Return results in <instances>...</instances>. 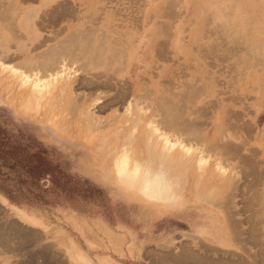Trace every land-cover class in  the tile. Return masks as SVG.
Returning a JSON list of instances; mask_svg holds the SVG:
<instances>
[{
    "label": "rangeland",
    "instance_id": "374dc122",
    "mask_svg": "<svg viewBox=\"0 0 264 264\" xmlns=\"http://www.w3.org/2000/svg\"><path fill=\"white\" fill-rule=\"evenodd\" d=\"M133 1L0 0L2 62L18 67L22 71L27 69L24 72H29L28 74L38 72L42 74L43 69L41 71L37 68L46 70V66L54 58H57L54 66L60 65L58 58L61 55L56 51L57 48L62 49V46H66V43L72 42L68 45L72 46V50L70 49L72 52L75 50L73 54L83 52L82 55L74 54L76 59L74 57L66 59L70 62L67 65L71 67L69 72L71 71L76 80L71 82V88L66 95L52 99L55 108L60 112H55L54 116L48 119L43 112L45 100L41 103L42 109L39 112L33 110L29 116L14 111L9 102L17 96L18 79L11 76L8 69L2 71L0 68V172L4 173L0 176V182L8 189L11 201L9 202L17 207L28 206L60 216L61 213L74 214L92 234L106 235L115 252L114 264H173V257L170 256H173L174 249L176 254L179 252V247H174L179 245L180 239H190L193 245L196 244L195 240L199 239L191 230L197 217H203L208 212L217 213L222 222L220 227L223 229L222 224L226 227L228 238L235 240L236 244L228 250L215 249L211 244L207 245V261L204 259L202 264H221L220 262L230 264L233 261L236 264H264V67L260 69L261 60L264 58V0H165L164 7V0H137L134 3ZM61 3L67 6L64 4L66 7L64 5L62 7ZM58 9L64 11L61 13ZM53 18L55 19L52 20ZM162 28L164 30H161ZM130 35H134L131 38V45L139 43L134 55L137 69L126 73L124 67L128 65L127 43ZM73 38L74 40H71ZM152 39H155V44L159 43L157 48V45L153 47ZM163 39L165 40L160 41ZM235 43L239 45L236 46ZM92 45L93 47L96 45L95 48ZM162 45L164 47L161 51ZM79 47L82 48L79 50ZM116 48H119L117 52ZM158 48L159 53L161 51L164 54L160 55L157 50L153 52ZM97 50L101 54H98ZM86 56L92 60L86 59L88 58ZM117 56L119 58L115 59L116 62H112ZM25 57L30 58L33 65L25 64ZM100 57L109 61L105 62ZM120 57L122 60L125 58L124 67ZM41 58L51 61L45 66L43 60L44 63L35 66L41 62ZM35 59H38L37 64ZM71 59L73 60L70 61ZM85 60L86 63L83 62ZM118 60H121L122 64L117 63ZM54 61L52 63H55ZM115 66L120 69L113 73L111 69H115ZM76 70L81 79L78 75L75 77ZM86 77H89L90 82L87 80L89 83L85 81ZM77 78L81 82L77 81ZM105 79L110 81L103 84ZM83 80L87 82L86 85ZM116 80H119V85L125 81L128 83L125 82L127 85L119 87ZM94 81L99 82L100 86ZM132 82L136 83L137 90L129 92L128 87ZM122 87L126 91L121 89ZM119 89L124 91L120 95L127 92L128 96L126 93L125 96L122 95L123 99L118 97ZM247 92L251 93L247 95ZM98 98L101 100L99 103ZM127 100L132 102L133 109V102L136 104L140 102L135 104V107L138 106L135 108L138 113L141 109L139 115L132 108L131 112L135 114L133 116L128 114ZM152 115H156V119ZM150 117H153L151 119L157 122L155 123L158 127L162 125V131L166 130L164 132L170 134L172 139L181 138L183 144L180 142L181 139H178L181 146L187 148L186 145L188 147L190 145L195 158L202 153L204 158L201 155L199 157L203 160V166L198 168L194 160H187L188 155L185 153L184 155L183 150L181 155L183 147L180 148L179 145L176 153L181 157L178 158L180 160L175 164H168L169 168L165 167L167 171L164 173L165 161L159 158L157 161V157L149 156L150 150L145 149V143H141L143 140L141 136L145 133L144 123L148 122ZM137 118L143 120H139L137 130H134L132 120L136 121ZM53 119L58 125L57 131L48 125V121L51 122ZM165 121L169 124L171 122L172 126H168V122ZM183 129L188 130V133ZM111 132L117 133L119 146L124 143L132 150L129 151L131 154L136 138L140 140V162L144 167L148 165L151 170H155L154 168L158 169L156 167L158 163L163 162L159 163L160 173L157 169L151 173L158 181L162 178L160 181L162 184L173 187L170 189L172 199L177 201L182 199L186 209L180 207L173 215L150 211L148 209L150 202L137 191L125 189L117 178L111 177L107 183H101L83 169L79 157L85 155L86 147L82 142L85 139L93 140L91 144L96 147L99 144L96 140ZM60 134L64 137L59 136ZM81 135L84 138L81 139ZM77 136L80 138L76 139ZM217 142L221 145L218 146ZM207 148L211 149V152ZM10 150L11 152H8ZM145 151L150 158L147 159ZM207 158L209 161H206ZM146 161L147 163L150 161V164L145 165ZM217 163L220 165L217 166ZM161 172L163 177L160 175ZM118 188H124L127 193H122L117 190ZM227 209L231 211L230 213L227 211L229 214L226 212ZM6 217L7 213L0 215V239L10 237L17 250L26 251L32 258L43 257L42 262L28 264H62L59 260L61 251L50 245L35 246V235L27 234L23 237L17 223L15 229L14 226H10L9 229ZM251 228L254 229L250 230L252 233L248 231ZM235 230L239 232H233ZM241 231L240 236L238 233ZM250 233L255 235L256 239L252 240ZM98 240L100 245L104 246L103 240L101 238ZM126 242L128 245L133 243L127 254L124 250ZM218 242L225 244L226 239L224 242ZM193 249L198 250L199 246H194Z\"/></svg>",
    "mask_w": 264,
    "mask_h": 264
},
{
    "label": "bare ground",
    "instance_id": "6f19581e",
    "mask_svg": "<svg viewBox=\"0 0 264 264\" xmlns=\"http://www.w3.org/2000/svg\"><path fill=\"white\" fill-rule=\"evenodd\" d=\"M131 1V0H130ZM133 1V0H132ZM137 1V0H136ZM136 1H133V3L134 2H136ZM26 2V1H25ZM66 2V1H65ZM170 2V1H169ZM169 2L167 3V4H169ZM57 3V2H56ZM9 4V3H8ZM65 4V3H64ZM64 4H62L61 3V5L60 6H62V5H64ZM136 4V3H135ZM6 5V4H5ZM66 5V4H65ZM64 5V6H65ZM71 5V4H70ZM162 5V4H161ZM164 5H165V0H164V3H163V7H164ZM170 5V4H169ZM169 5H168V7H169ZM54 6V5H53ZM56 6V5H55ZM64 6H62V7H64ZM67 6V5H66ZM65 6V7H66ZM123 7V6H122ZM166 7V6H165ZM199 7V6H198ZM13 8V7H12ZM125 8V7H124ZM170 8H171V5H170ZM17 9V8H16ZM60 9H61V7H60ZM74 9V8H73ZM158 9H160V8H158ZM168 9V8H167ZM57 10V9H56ZM59 10V9H58ZM161 10V9H160ZM166 10V9H165ZM51 11V10H50ZM59 11H61V10H59ZM62 11H64L63 9H62ZM62 11H61V13H62ZM67 11V10H66ZM74 11V10H73ZM134 11V10H133ZM168 12H169V10H167ZM170 11H171V9H170ZM223 11V10H222ZM18 12V11H17ZM54 12H57V11H54ZM129 12V11H128ZM163 12V11H162ZM214 12V11H213ZM224 12V11H223ZM50 13V12H49ZM64 13V12H63ZM171 13H172V11H171ZM43 14V13H42ZM48 14V13H47ZM46 14V15H47ZM55 14V13H54ZM68 14V13H67ZM70 14H71V11H70ZM89 14V13H88ZM117 14V13H116ZM169 14H170V12H169ZM224 14V13H223ZM51 15V14H50ZM59 15V14H58ZM60 15H62V14H60ZM73 15V14H72ZM92 15V14H91ZM216 15V14H215ZM1 16V15H0ZM42 18H43V16L42 15H40ZM54 16V15H53ZM163 16V15H162ZM165 16H167V15H165ZM60 17H62V16H60ZM73 17V16H72ZM168 17V16H167ZM208 16H206V18H207ZM56 18V17H55ZM55 18H53L52 20H54ZM135 18V17H134ZM48 19V18H47ZM59 19V18H58ZM66 19V18H65ZM138 19V18H137ZM169 19H170V17H169ZM49 20V19H48ZM204 20V19H203ZM4 21V20H3ZM6 21V20H5ZM59 21H60V19H59ZM133 21V20H132ZM7 22V21H6ZM56 22V21H55ZM191 22V21H190ZM171 23V22H170ZM220 23V22H219ZM205 24V23H204ZM38 25V24H37ZM46 25V24H45ZM55 25V24H54ZM92 26V25H91ZM165 26V25H164ZM167 26V25H166ZM169 26V25H168ZM10 28V27H9ZM165 28V27H164ZM167 29H168V27H166ZM84 29V28H83ZM85 30H86V27H85ZM161 30H164L163 28L161 29ZM166 30V29H165ZM168 30H170V29H168ZM205 30V29H204ZM264 30V29H263ZM78 31V30H77ZM104 31V30H103ZM211 31V30H210ZM214 31V30H213ZM72 32V31H71ZM80 32V31H79ZM81 32H83L82 30H81ZM91 32H93V31H91ZM114 32V31H113ZM163 32V31H162ZM167 32V31H166ZM166 32H164V33H166ZM170 32V31H169ZM74 33V32H73ZM89 33V32H88ZM100 33H102V31L100 32ZM164 33H162V34H164ZM212 33V32H211ZM233 33V32H232ZM69 34H71V33H69ZM77 34V33H76ZM76 34H74V35H76ZM86 34H87V32H86ZM103 34V33H102ZM160 34V33H159ZM222 34V33H221ZM72 35V34H71ZM105 34H103V36H104ZM161 35V34H160ZM159 35V36H160ZM167 36L169 35V34H166ZM225 35V34H224ZM240 35V34H239ZM83 36V35H82ZM90 36V35H89ZM119 35H117V37H118ZM134 35H130L129 36V38H128V43H127V55H128V65L126 66V68L124 67V65H125V63H124V60H125V58H123L124 60H122V56L120 57L121 58V60L123 61V64H122V62H120L121 60H118L117 61V63H120V64H122V67H124V70H125V72L126 73H130L132 70H136L137 69V64L135 63V58H134V55H135V53H136V50L139 48V43L138 44H136V45H131V38L133 37ZM178 36H181V35H177V37ZM209 36V35H208ZM218 36V35H217ZM228 36V35H227ZM233 36V35H232ZM231 36V37H232ZM236 36V35H235ZM234 36V37H235ZM44 37V36H43ZM72 37V36H71ZM80 37V36H79ZM87 37H88V35H87ZM48 38V37H47ZM67 38V37H66ZM75 38V37H74ZM74 38L73 39H71V40H74ZM103 38V37H102ZM104 38H105V36H104ZM113 38V37H112ZM115 38V37H114ZM159 38H161V37H159ZM169 38V37H168ZM225 38V37H224ZM259 38V37H258ZM45 39H46V37H45ZM68 39V38H67ZM81 39V38H80ZM83 39H85V38H83ZM97 39H98V41H99V38L97 37ZM106 40H107V38H105ZM227 39V38H226ZM225 39V40H226ZM229 39V38H228ZM255 39V38H254ZM261 39V38H260ZM44 40V39H43ZM77 40H78V35H77ZM88 40V39H87ZM106 40H104V39H102V41H106ZM155 39H152V41H154ZM165 39H163V40H160V41H164ZM232 40V39H231ZM248 40V39H247ZM263 40V39H262ZM261 40V41H262ZM66 41V40H65ZM81 41V40H80ZM79 41V42H80ZM83 41V40H82ZM81 41V42H82ZM85 41V40H84ZM89 41V40H88ZM93 41V40H92ZM94 41H96V39L94 40ZM111 41H112V39H111ZM118 41V40H117ZM159 41V42H160ZM248 41H250V40H248ZM41 43H42V41H40ZM44 42V41H43ZM67 42V41H66ZM70 42V41H69ZM74 42V41H73ZM91 42V41H90ZM99 42H101V41H99ZM158 42V41H157ZM226 42V41H225ZM237 42H238V40H237ZM88 43V42H87ZM166 43V42H165ZM164 43V44H165ZM241 43V42H240ZM261 43V42H260ZM57 44H58V42H57ZM68 44H70V43H68ZM67 43H66V46H62L63 44H60L62 47V49H58L57 48V53L58 54H60L61 56L59 57V55L57 54V56L59 57L58 58V60H59V66L58 65H56V66H58V67H56V66H54L55 64H56V62H57V58H54L55 59V61H54V59L51 61V60H48V61H46V60H44V58H43V60L45 61V63H44V61L42 60V58H41V62H39L38 63V59H35V60H37V62H36V64L38 63V65H35V66H40L39 64H41V63H44V65L46 66L48 63H49V61H51V63L50 64H48L47 66H46V70H45V68H37V69H41V71H42V69H43V72H42V74H39V72L38 73H32V74H28V73H26V72H24V71H26V70H24V71H22V70H20L18 67H15V66H13V65H7L6 63H4V62H2L1 61V59H0V68H1V70L3 71L4 69H8L9 71V73L11 74V76H13L14 78H17L18 79V85H19V90L17 91V96H15V98H13V100L12 101H10L9 103H10V105L12 106V108L14 109V111L15 112H17V113H22V114H24V115H30L31 113H33V110H37L38 112L42 109V107H41V103L45 100L46 101V103H45V105H44V108H43V112H44V114H45V118L46 119H48V118H52V117H50V116H54V114H55V112H60V111H58L56 108H55V106H54V104H53V101H52V99H55V97H62V96H64V95H66V93L68 92V90H70V88H71V86H70V84H71V82H73L74 80H76V78H74V76L72 75V73H71V71L69 72V68L71 69V67H68L67 65H68V63H70V62H68L66 59L68 58V59H70V57H74V56H76V55H82L83 54V52L82 51H80V54H76V52L74 53V54H76V55H74L73 54V52L75 51V50H73V52L71 51L72 50V46L70 47V45L72 44V42H71V44L70 45H68ZM77 44V43H76ZM83 44V43H82ZM81 44V45H82ZM86 44V43H85ZM85 44H84V46L83 47H85ZM96 44V43H95ZM98 44V43H97ZM157 44H159V43H157ZM157 44H155V41L153 42V47L155 48V46L157 45ZM161 44H162V42H161ZM161 44H160V46H161ZM225 44V43H224ZM227 44V43H226ZM264 44V43H263ZM37 45V44H36ZM74 45H75V42H74ZM91 45V44H90ZM89 45V46H90ZM233 45V44H232ZM235 45H236V43H235ZM239 44L237 43V45L236 46H238ZM50 46V45H49ZM57 46V45H56ZM56 46H54L55 48V50H56ZM67 46H69V47H67ZM76 46V45H75ZM80 46V45H79ZM87 46V45H86ZM96 46V45H95ZM95 46L93 47V45H92V47L93 48H95ZM159 46V47H160ZM242 46V45H241ZM254 46H256V45H254ZM42 47V46H41ZM60 47V46H59ZM98 47H104V46H98ZM98 47H96V48H98ZM113 47H114V45H113ZM158 47V45L156 46V48ZM163 45H162V47L160 48L161 49V51L163 50ZM49 48V47H48ZM47 48V49H48ZM50 48H53V47H50ZM74 48V47H73ZM82 47H79V50L81 49ZM91 48V47H90ZM110 48V47H109ZM112 48V47H111ZM225 48H228V47H226L225 46ZM224 48V49H225ZM232 48V47H231ZM252 48H253V46H252ZM71 49V50H70ZM89 49V48H88ZM100 49V48H99ZM98 49V50H99ZM117 49V48H116ZM159 48L158 49H155L153 52H155L156 50L158 51V50H160ZM240 49V48H239ZM54 50V51H55ZM83 50V49H82ZM90 50V49H89ZM97 50V51H98ZM105 50V49H104ZM112 50V49H111ZM115 50V49H114ZM119 50V48L115 51V52H117ZM83 51H85V48H84V50ZM87 51V50H86ZM93 51H96V50H93ZM103 51V50H102ZM160 51V53H162V54H164V52H161ZM237 51H238V49H237ZM246 51V50H245ZM41 52V51H40ZM51 52H52V49H51ZM55 52V53H56ZM79 52V51H78ZM77 52V53H78ZM81 52H82V54H81ZM113 52V51H112ZM114 52V53H115ZM202 52V51H201ZM230 52H231V49H230ZM241 52V51H240ZM89 53V52H88ZM95 53V52H94ZM100 52L98 51V54H99ZM120 53H122V52H120ZM120 53H119V56H120ZM158 53H159V51H158ZM159 53V54H160ZM227 53H228V51H227ZM226 52H225V54H227ZM47 54V53H46ZM85 54V53H84ZM91 54H93V53H91ZM95 54H97V52L95 53ZM95 54H94V56H95ZM101 54V53H100ZM102 54H104V53H102ZM116 54V53H115ZM155 54V53H154ZM221 54V53H220ZM224 54V53H223ZM224 54V55H225ZM234 54V53H233ZM245 54H246V52H245ZM33 55H35V54H33ZM105 55V54H104ZM110 55H112L111 53H110ZM117 55V54H116ZM116 55H114V56H116ZM158 55V54H157ZM161 55V54H160ZM159 55V56H160ZM210 55H211V53H210ZM228 55H230V54H228ZM237 55V54H236ZM262 55H263V53H262ZM50 56V55H49ZM53 56H54V53H53ZM68 56V57H67ZM89 56V55H88ZM88 56H86V57H88ZM93 56V55H92ZM101 56V55H100ZM107 56V55H106ZM113 56V55H112ZM150 56V55H149ZM159 56H157V57H159ZM219 56V55H218ZM38 57V56H37ZM42 57V56H41ZM46 57V56H45ZM85 57V58H86ZM97 57V56H96ZM228 57H230V56H228ZM235 57V56H234ZM250 57H251V55H250ZM13 58V57H12ZM61 58V59H60ZM75 58V57H74ZM80 59L81 57H77V59ZM84 58V59H85ZM93 58H95V57H93ZM98 58V57H97ZM102 58H104V57H102ZM107 58V57H106ZM109 58H111V56L109 57ZM108 58V59H109ZM119 57L117 56V58H115L114 57V59H113V61L110 59V61H112V62H116V60L115 59H118ZM163 58H164V56H163ZM166 58V57H165ZM226 58H227V55H226V57L224 56V59H225V61H226ZM49 59H51V57L49 58ZM76 59V58H75ZM83 59V60H84ZM86 59H89L90 60V58L88 57V58H86ZM100 59H101V57H100ZM220 59H221V57H220ZM73 59H71L70 61H72ZM82 60V59H81ZM92 60V59H91ZM90 60V61H91ZM101 60H103V61H105L104 59H101ZM100 60V61H101ZM163 60V59H162ZM238 60V59H237ZM40 61V60H39ZM55 62V63H52V62ZM79 61V60H78ZM89 61V62H90ZM107 61H109V60H107ZM107 61H105V62H107ZM132 61V62H131ZM221 61V60H220ZM24 62H25V64H28V65H31V63H32V61H31V59L30 58H28V57H25V60H24ZM48 62V63H47ZM82 62V61H81ZM83 62H85L86 63V60L85 61H83ZM104 62V63H105ZM131 62V63H130ZM222 62H223V60H222ZM73 63V62H72ZM71 63V64H72ZM84 63V64H85ZM109 63V62H108ZM107 63V64H108ZM227 64H228V61L226 62ZM225 63V64H226ZM230 63V62H229ZM261 63H262V66H260V69L261 68H263L264 67V58L261 60ZM6 64V65H5ZM74 64V63H73ZM82 64V63H81ZM88 64V63H87ZM101 64H103L102 62H101ZM111 64V63H110ZM18 65V64H17ZM27 65V66H28ZM32 65H33V63H32ZM50 65V66H49ZM79 65V64H78ZM86 65V64H85ZM98 65V64H97ZM105 65V64H104ZM117 66H119V64H116ZM45 66H43V67H45ZM49 66V68H47ZM87 66V65H86ZM117 66H115V69H111V70H113V73H114V71H117L118 69H120L121 68V70H123L122 69V67L121 66H119L120 68H118ZM256 66V65H255ZM41 67H42V65H41ZM77 67V66H76ZM80 67V66H79ZM83 67V66H82ZM96 67V66H95ZM95 67H93V68H95ZM231 67V66H230ZM229 67V68H230ZM33 68H36V67H33ZM55 68H58V69H55ZM68 68V69H67ZM110 68L111 67H109V70H110ZM227 68V67H226ZM25 69V68H24ZM78 69V68H77ZM80 69V68H79ZM88 69V68H87ZM155 69V68H154ZM221 69V68H220ZM231 69V68H230ZM35 70V69H34ZM56 70V71H55ZM73 70V69H72ZM86 70V69H85ZM120 70V71H121ZM123 70V71H124ZM232 70V69H231ZM29 71V70H28ZM87 71V70H86ZM232 71H234V70H232ZM74 72V71H73ZM89 72V71H88ZM96 72H99V71H96ZM108 72V71H107ZM112 72V71H111ZM89 73H91V72H89ZM115 73H117V72H115ZM153 73V72H152ZM38 74V75H37ZM75 77L79 74L78 73V71L76 70L75 71ZM92 74H95V73H92ZM99 74V73H98ZM109 74H111L112 75V73H109ZM100 75V74H99ZM103 75V74H102ZM101 75V76H102ZM110 75V76H111ZM114 75V74H113ZM112 75V76H113ZM101 76H99V77H101ZM110 76H107L108 78H113V77H110ZM264 76V75H263ZM97 78H99L98 76H96ZM78 78H79V75H78ZM78 78H77V81H79V82H81V80H78ZM82 78V77H81ZM81 78H79V79H81ZM85 78V77H84ZM87 78V77H86ZM89 79V77L87 78V79H85V81H87ZM103 79V78H102ZM107 79V78H106ZM105 79V82L103 83V84H107L106 82L107 81H110V80H106ZM114 79V78H113ZM116 79V78H115ZM92 80V79H91ZM97 80V79H96ZM84 81V80H83ZM82 81V84L85 82H83ZM100 81V80H99ZM117 81V80H116ZM119 81V80H118ZM116 82L117 84H118V86L120 87V85H119V82ZM169 81V80H168ZM219 81V80H218ZM75 82V81H74ZM88 82V81H87ZM87 82H85V85H86V83ZM89 82H90V79H89ZM88 82V83H89ZM92 82V81H91ZM97 81H94V83L97 85H99L100 86V84H99V82L98 83H96ZM102 82V81H101ZM100 82V83H101ZM126 83H128L127 81H125ZM125 82H122V83H124L125 84ZM167 82V81H166ZM112 83V82H111ZM81 84V85H82ZM113 84V83H112ZM117 84H116V86H117ZM124 84H122L123 86H124ZM168 84V83H167ZM188 84V83H187ZM89 85H91V83L89 84ZM88 84H87V86H89ZM93 85V84H92ZM115 85V84H114ZM121 85V86H122ZM125 85H127V84H125ZM135 85H136V83H134V82H132L131 84H130V86L128 87V90H129V92H132V91H136L137 89H135ZM77 86V85H76ZM83 86V85H82ZM106 86V85H105ZM105 86H103V87H105ZM107 86H109V84L107 85ZM90 87H92V86H90ZM97 87V86H96ZM112 87H113V85H112ZM93 88H94V86H93ZM109 88V87H108ZM126 88V87H125ZM121 89H124L123 87L121 88ZM125 90V89H124ZM127 90V91H128ZM143 90V89H142ZM190 90H191V88H190ZM126 91V90H125ZM122 92H124V91H120V89H119V94L117 95L118 97H122V95L123 96H125V94L127 93V92H125V93H123L122 95H120V93H122ZM144 92H145V90H144ZM143 92V93H144ZM199 92V91H198ZM90 93V92H89ZM76 94V93H75ZM116 94V93H115ZM82 95V94H81ZM120 95V96H119ZM116 96V95H115ZM127 96H128V93H127ZM126 96V97H127ZM182 96V95H181ZM88 97V96H87ZM129 97H130V95H129ZM185 97V96H184ZM105 98V97H104ZM103 98V99H104ZM137 97L135 96V98L134 99H136ZM138 98H139V94H138ZM182 98V97H181ZM118 99V98H117ZM122 99H123V97H122ZM121 99V100H122ZM126 99H128V98H126ZM132 99V98H131ZM150 99V98H149ZM235 99V98H234ZM76 100V99H75ZM118 100H120V99H118ZM117 100V101H118ZM145 100V99H144ZM148 100V99H147ZM72 101V100H71ZM101 100L98 98V101H97V103H99ZM107 101V100H106ZM150 101V100H149ZM96 102V101H95ZM114 102H115V100H114ZM127 102H128V104H126V106H127V108H126V110H127V112H128V114H130V116H133L135 113H132L131 111H132V102L129 100H127ZM135 102H137L136 100H135ZM142 102V101H141ZM147 102V101H146ZM166 102V101H165ZM167 102H168V100H167ZM94 103V102H93ZM104 103V102H103ZM117 103V102H116ZM138 103H140V102H137V104ZM156 103V102H155ZM212 103V102H211ZM102 104V103H101ZM135 104L136 103H134L133 102V106H134V109L133 110H136L135 108H137L138 106H136L135 107ZM136 104V105H137ZM148 104V103H147ZM160 104V103H159ZM163 104V103H162ZM166 104H168V103H166ZM155 105V104H154ZM174 105V104H173ZM98 106V105H97ZM141 106H142V104H141ZM144 106V105H143ZM146 106V105H145ZM148 106V105H147ZM160 106V105H159ZM159 106H157V107H159ZM99 107V106H98ZM101 107V106H100ZM104 107V106H103ZM167 107V106H166ZM171 107H173V106H171ZM132 108V109H131ZM175 108V107H174ZM203 108V107H202ZM201 108V109H202ZM159 109V108H158ZM168 109V108H167ZM167 109H165V110H167ZM173 109V108H172ZM98 110V109H97ZM125 110V109H124ZM145 110V109H144ZM145 111H147V110H145ZM123 112V111H122ZM131 112V113H130ZM136 112V114L139 112L138 110H136L135 111ZM165 112V111H164ZM178 112V111H177ZM205 112V111H204ZM230 112V111H229ZM140 113H141V109H140ZM140 113H138V115L140 114ZM160 113V112H159ZM176 113V112H175ZM236 113V112H235ZM163 114V113H162ZM172 114V113H171ZM201 114H202V112H201ZM204 114V113H203ZM61 115V114H60ZM142 116H143V114H141ZM211 115V114H210ZM232 115V114H231ZM90 116V115H89ZM120 116V115H119ZM153 117H154V119H156L155 118V116L156 115H152ZM162 116V115H161ZM168 116V115H167ZM175 116V115H174ZM182 116V115H181ZM201 116V115H200ZM153 117H150L149 118V121L147 122H145L144 123V131H145V133L141 136L142 137V139L143 140H141V143H145L144 145H145V149L147 148V150H150V151H148L149 152V156H153V157H157V161L159 160V159H162V161L164 160L165 161V163H164V167H163V165H162V167H163V169L165 168V167H167V168H169V166H167L168 164H175L176 162H177V160H178V158H181V157H178V155H177V153H176V148H177V146H179L180 145V148L181 147H183V146H181V141H182V139L180 140L179 139V137H178V139L180 140V142L181 143H179V140L177 141L175 138H173L174 139V141H172L173 139L170 137V134L168 135L166 132H164V131H166V130H164V129H168L169 130V128L168 127H166V128H164L163 130L164 131H162V125L161 126H159L158 127V125H156V121H152V119L151 118H153ZM158 117V116H157ZM164 117V116H163ZM166 117V116H165ZM176 117V116H175ZM91 118V117H90ZM139 118V117H138ZM137 118V120L135 121V120H132V121H134L133 122V124H134V126L132 127L134 130H137L136 129V127H137V125H138V123H140V121L141 120H143V118H141V119H138ZM167 118V117H166ZM165 118V119H166ZM93 120H94V117L92 118ZM130 119V118H129ZM128 119V120H129ZM151 119V120H150ZM161 119V118H160ZM171 119V118H170ZM170 119H167V120H170ZM174 119V118H173ZM176 119V118H175ZM226 119V118H225ZM140 120V121H139ZM158 121V120H157ZM160 121V120H159ZM164 121V120H163ZM162 121V122H163ZM171 121V120H170ZM172 121H174V120H172ZM186 121V120H185ZM205 121V120H204ZM156 122V123H155ZM162 122H160V123H162ZM165 122H168V121H165ZM178 122V121H177ZM181 122V121H180ZM155 123V124H154ZM174 123V122H173ZM191 123V122H190ZM198 123V122H197ZM227 123V122H226ZM225 123V124H226ZM99 124V123H98ZM168 124H169V122H168ZM170 124H171V122H170ZM168 125V126H172V125ZM185 124H186V122H185ZM189 124V123H188ZM200 124V123H199ZM204 124V123H203ZM48 125H49V127L50 128H52V130H55V131H57V129H58V125H57V123H55L54 122V119H53V121H51V122H49L48 121ZM91 125V124H90ZM94 125V124H93ZM182 125V124H181ZM227 125V124H226ZM243 125H245V123L243 124ZM175 126V125H174ZM184 126V125H183ZM186 126H188V125H186ZM240 126V125H239ZM244 127V126H243ZM89 128H90V126H89ZM171 128V127H170ZM177 128V127H176ZM172 129V128H171ZM170 129V130H171ZM174 129V128H173ZM172 129V130H173ZM187 129V128H186ZM186 129L184 130V131H186ZM242 129V128H241ZM133 130V131H134ZM177 130H179V129H177ZM196 130V129H195ZM200 130V129H199ZM182 131V130H181ZM189 131H191V130H189ZM193 131V130H192ZM143 132V131H142ZM176 132V131H175ZM187 133H188V130L186 131ZM185 132V133H186ZM201 132V131H200ZM112 133V134H111ZM111 133H106V134H104V136L103 137H101V139H99V140H96V141H99V144H97L96 145V147H93V145L91 144V142H93V140L92 141H88L87 139H83L84 140V142H82L84 145H85V147H86V151H84V153H85V155L84 156H82V157H79V160H80V163H81V165L83 166V169H85L86 171H87V173L92 177V178H94L96 181H100L101 183H107L108 181H110L111 180V177H114V178H117V180L119 181V182H121V184H122V186H124V187H126L125 189H128V190H130V191H137L142 197H144L145 199H147L150 203H148V209L150 210V211H156V212H166L167 211V213L168 212H170V213H172V214H174V213H176L177 211H178V208L177 209H174V207H169L168 206V202L170 201V198H169V191H170V189L171 188H173V187H171V185L169 186V185H164V183L162 184V182H160L161 181V176H159V175H157V176H159L158 178H161L160 179V181H158L157 179H155L154 177H153V175H152V173L157 169V168H154L155 170H153V172H152V170L149 168V167H147V166H145L144 167V164H142L141 162H140V157H141V151H140V140L139 139H137L136 138V141H135V144L133 145V152H132V154L130 153L132 150H130L128 147H126L125 145H124V143H122V145L121 146H119V142H118V139H117V137H118V135H117V133H114V132H111ZM171 133V132H170ZM172 133H173V131H172ZM181 133V132H180ZM190 133V132H189ZM193 133V132H192ZM182 134V133H181ZM196 134H198L197 132H196ZM195 134V135H196ZM248 134V133H247ZM184 135V134H183ZM189 135V134H188ZM200 135V134H199ZM226 135V134H225ZM59 136H62V137H64L62 134H60ZM175 136H176V134H175ZM175 136H173V137H175ZM178 136H180V135H178ZM190 136H192L191 135V133H190ZM78 138H76V139H79L80 137L79 136H77ZM128 137V136H127ZM183 137V136H182ZM189 137V136H188ZM200 137V136H199ZM82 138H84L83 137V135H81V139ZM124 138V137H123ZM201 138V137H200ZM194 139V138H193ZM176 140V141H175ZM192 140V139H191ZM195 140V139H194ZM215 140V139H214ZM198 141V140H197ZM201 141V140H200ZM216 141V140H215ZM218 141V140H217ZM226 141H227V139H226ZM243 141V140H242ZM186 142V141H185ZM192 142V141H191ZM199 142V141H198ZM197 142H195V144H196ZM218 143V142H217ZM226 143V142H225ZM229 143H230V141H229ZM77 144H79V143H77ZM101 144V145H100ZM183 144V143H182ZM185 144V143H184ZM201 144V143H200ZM223 144V143H222ZM227 144V143H226ZM225 144V145H226ZM129 145V144H128ZM127 145V146H128ZM194 145V144H193ZM212 145H214V144H212ZM216 145V144H215ZM221 145V143H218V146H220ZM237 145V144H236ZM217 146V145H216ZM217 146V147H218ZM230 146V145H229ZM186 147L187 148H185V147H183V148H181V155H183L184 153L186 154V155H188V158H187V160H189V161H191V160H195L196 158H195V156L192 154V151L191 150H193V149H191V146L189 145V147L186 145ZM206 147H208V146H206ZM213 146H211V148H212ZM215 147V146H214ZM226 147V146H225ZM232 147V146H231ZM179 148V147H178ZM179 148V149H180ZM194 149H195V146L193 147ZM201 148V147H200ZM237 148H238V146H237ZM241 148V147H240ZM191 149V150H190ZM196 149H197V147H196ZM207 149H209V148H207ZM206 149V150H207ZM213 149V148H212ZM228 149H229V147H228ZM184 152H183V151ZM211 149H209V151H210ZM223 150V149H222ZM239 150V149H238ZM130 151V152H129ZM178 152V151H177ZM182 152H183V154H182ZM206 152V151H205ZM211 152V151H210ZM240 152V151H239ZM147 152L145 151V154H146ZM199 153H200V151H199ZM213 153V152H212ZM222 153V152H221ZM184 154V155H185ZM209 154V153H208ZM232 154V153H231ZM148 154H146V156H147ZM201 156H203L202 155V153L200 154ZM200 155H198L197 156V159H196V161H195V163L198 165V168H200V167H202L203 165H202V163H203V160H202V158L201 157H199ZM212 155V154H211ZM149 156H147V159H148V157ZM208 156V155H207ZM241 156V155H240ZM245 156V155H244ZM246 157V156H245ZM244 157V158H245ZM150 158V157H149ZM152 158V157H151ZM159 158V159H158ZM184 158V157H183ZM203 158H204V156H203ZM215 158V157H214ZM248 158H246V160H247ZM155 160V159H154ZM180 160V159H179ZM178 160V161H179ZM208 160V158L206 159V161ZM242 160H244L243 158H242ZM148 161V160H147ZM147 161L145 162V165H146V163H147ZM152 162H153V158H152V160H151ZM209 161V160H208ZM220 161V160H219ZM219 161H217V162H219ZM222 162H223V160H221ZM144 162V161H143ZM150 162V161H149ZM148 162V163H149ZM147 163V164H148ZM160 163V162H159ZM158 163V166H156V167H158V173H160L159 171H161L159 168V165L160 164H162V163H160L159 164ZM220 163V162H219ZM219 163H217V166H218V164ZM150 164V163H149ZM221 164V163H220ZM219 164V165H220ZM256 164V163H255ZM152 165V167L154 166V164L152 163L151 164ZM166 165V166H165ZM161 166V165H160ZM200 166V167H199ZM215 166V165H214ZM162 167H161V169H162ZM216 167V166H215ZM224 168V167H223ZM163 169H162V171H163ZM203 169V168H202ZM215 169H217V168H215ZM165 170L167 171V169L165 168L164 169V173H165ZM201 170V169H200ZM209 170V169H208ZM155 171V172H156ZM171 171V170H170ZM218 171V170H217ZM220 171V170H219ZM152 172V173H151ZM211 172V171H210ZM157 173V174H158ZM172 173V172H171ZM220 173V172H219ZM238 174V173H237ZM160 175H162V177H163V174H162V172H161V174ZM221 175V174H220ZM167 176V175H166ZM164 179H165V177H164ZM164 182H165V180H164ZM170 183H171V180H170ZM169 183V184H170ZM227 183H228V181H227ZM120 184V183H119ZM173 184V183H172ZM169 186V187H168ZM173 186H175V185H173ZM119 187V186H118ZM168 187V188H167ZM178 188V187H177ZM233 188V187H232ZM124 188L123 189H121V188H118L117 190H120L122 193H127V190H125ZM126 191V192H123V191ZM173 191V190H172ZM203 196V195H202ZM205 196V195H204ZM227 196V195H226ZM251 197V196H250ZM252 200H250V202H251ZM257 201V200H256ZM249 202V203H250ZM183 203V201H182V199H180L176 204L177 205H181ZM258 203V202H257ZM251 204V203H250ZM224 207V206H223ZM227 207V206H226ZM171 209V210H170ZM259 210V209H258ZM227 211H229V209H227L226 210V212ZM251 211V210H250ZM225 212V213H226ZM231 211H229V213H230ZM228 213V212H227ZM228 213V214H229ZM227 214V215H228ZM258 215V214H257ZM252 216H253V214H252ZM261 217V216H260ZM199 218V219H198ZM229 218V217H228ZM252 218V217H251ZM255 219V218H254ZM260 219V218H259ZM256 220V219H255ZM239 221V220H238ZM222 222H221V218H220V216H218L217 214H212V213H210V212H208V213H206V215L205 216H203V217H201V216H198L197 217V221L195 220V223L192 225V231L193 232H195V233H198V234H200V235H202L204 238H206V239H211V240H213V241H220V242H224V239H225V232H224V230L220 227V224H221ZM236 224V223H235ZM240 224V223H239ZM239 224H237V225H239ZM255 224V223H254ZM240 226V225H239ZM238 226V227H239ZM240 228V227H239ZM253 228V227H252ZM249 229L248 231H250V230H254V229ZM260 229H262V228H260ZM259 230V229H258ZM233 232H239V230L238 231H233ZM247 232V231H246ZM251 232V231H250ZM254 232V231H253ZM256 232H257V230H256ZM249 233V232H248ZM252 233V232H251ZM250 233V234H251ZM239 235L240 234H242V231H241V233H238ZM237 234V235H238ZM256 234V233H255ZM260 234V233H259ZM236 235V234H235ZM238 235V236H239ZM252 235V234H251ZM237 236V237H238ZM241 236V235H240ZM247 236H249V235H247ZM244 237V236H243ZM251 237V236H250ZM233 238H235V237H233ZM252 238H255V235H252V237H251V239ZM242 239V238H241ZM256 239V238H255ZM254 239V240H255ZM253 240V239H252ZM256 241V240H255ZM249 242V241H248ZM258 243V242H257ZM263 245V244H262ZM240 246V245H239ZM260 251V250H259ZM256 255V254H255ZM250 256V255H249ZM240 257V256H239ZM239 257H237V258H239ZM206 259V258H205ZM240 259V258H239ZM246 259V258H245ZM256 259V258H255ZM242 261V260H241ZM234 262V261H233ZM244 262V261H243ZM219 263V262H218ZM221 264H223V262H220ZM255 263V262H254ZM215 264V263H214ZM230 264H232V263H230Z\"/></svg>",
    "mask_w": 264,
    "mask_h": 264
},
{
    "label": "crops",
    "instance_id": "0c3cea01",
    "mask_svg": "<svg viewBox=\"0 0 264 264\" xmlns=\"http://www.w3.org/2000/svg\"><path fill=\"white\" fill-rule=\"evenodd\" d=\"M250 93L251 92H247V95ZM254 108L255 110L257 109L256 107ZM196 159L194 161H196ZM168 195L170 198L168 202L169 207H174V209L183 207L186 209L185 202L181 205L176 204L178 201L177 199H172L171 191H169ZM9 201L10 197L0 190V215H4L5 213L8 214V217H6L8 228L10 229V226H14L15 229V223H17L23 237L27 234L35 235V246L42 247L50 245L57 248L62 253L59 255V260L62 264H114L115 252L112 250V244L109 243L106 235L97 233L92 234L87 230L86 225L76 218L74 214L61 213L60 216L48 213L46 210L35 209L28 206L17 207L12 205V203H10L11 201ZM167 214L173 215L170 212ZM222 227L225 232V244L203 238L198 233H195L199 237V239L195 240V245H193L190 239H180L179 245L177 244L174 247H179V252L176 254V249H174L173 256H170L173 257V264H202L207 257V245L209 244H211L213 248L221 250H228L233 247L236 244L235 240H230L226 227L223 224ZM100 238L103 240L104 246L100 245L98 240ZM132 244V242L129 245L128 242L125 243L126 246L124 250L126 254L128 253V249L130 251ZM194 246H199V249L194 250ZM203 247H205V249H202ZM40 258H32V256L26 254V251L17 250L14 246V241L10 239V237L8 239H0V264L42 262L43 257L40 256ZM232 264L236 263L233 262Z\"/></svg>",
    "mask_w": 264,
    "mask_h": 264
},
{
    "label": "trees",
    "instance_id": "16d2710c",
    "mask_svg": "<svg viewBox=\"0 0 264 264\" xmlns=\"http://www.w3.org/2000/svg\"><path fill=\"white\" fill-rule=\"evenodd\" d=\"M1 144H2V143H1ZM8 152H11V150L8 151ZM6 167H8V166H6ZM6 171H7V170H6ZM5 173H6V172H5ZM2 175H4V173H1V172H0V176H2ZM0 190L3 191L5 194H7V195L9 196V194H8V189L5 188V187L3 186L2 182H0ZM9 197H10V196H9Z\"/></svg>",
    "mask_w": 264,
    "mask_h": 264
}]
</instances>
